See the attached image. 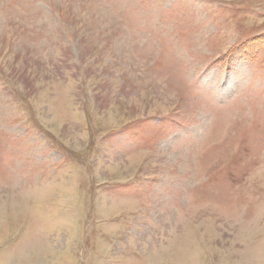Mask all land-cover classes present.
Masks as SVG:
<instances>
[{
  "label": "rangeland",
  "instance_id": "obj_1",
  "mask_svg": "<svg viewBox=\"0 0 264 264\" xmlns=\"http://www.w3.org/2000/svg\"><path fill=\"white\" fill-rule=\"evenodd\" d=\"M0 264H264V0H0Z\"/></svg>",
  "mask_w": 264,
  "mask_h": 264
}]
</instances>
